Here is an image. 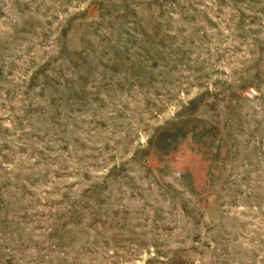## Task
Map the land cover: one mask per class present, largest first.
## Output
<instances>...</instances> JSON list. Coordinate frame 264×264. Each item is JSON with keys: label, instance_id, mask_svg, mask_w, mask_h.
Returning a JSON list of instances; mask_svg holds the SVG:
<instances>
[{"label": "rangeland", "instance_id": "rangeland-1", "mask_svg": "<svg viewBox=\"0 0 264 264\" xmlns=\"http://www.w3.org/2000/svg\"><path fill=\"white\" fill-rule=\"evenodd\" d=\"M0 264H264V0H0Z\"/></svg>", "mask_w": 264, "mask_h": 264}]
</instances>
